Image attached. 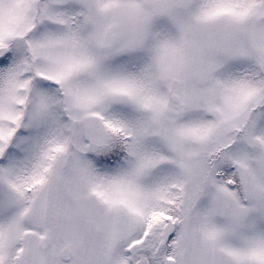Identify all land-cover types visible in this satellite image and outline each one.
Here are the masks:
<instances>
[{"label":"snow or ice","instance_id":"1","mask_svg":"<svg viewBox=\"0 0 264 264\" xmlns=\"http://www.w3.org/2000/svg\"><path fill=\"white\" fill-rule=\"evenodd\" d=\"M0 264H264V0H0Z\"/></svg>","mask_w":264,"mask_h":264}]
</instances>
